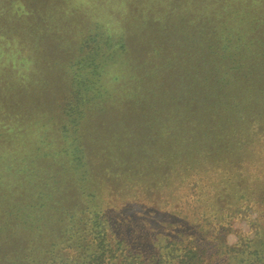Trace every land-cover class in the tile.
<instances>
[{
  "label": "trees",
  "instance_id": "1",
  "mask_svg": "<svg viewBox=\"0 0 264 264\" xmlns=\"http://www.w3.org/2000/svg\"><path fill=\"white\" fill-rule=\"evenodd\" d=\"M1 1L0 22H15V32L25 20L63 11L54 8L57 0ZM159 1L172 28L166 25L162 44L147 48L146 74L128 70L135 30L117 34L96 21L64 59L60 119L45 102L27 106L51 113L38 126L46 135L52 130L60 148H34L28 161L0 134V264H264V0ZM91 6L81 3L89 18L98 16ZM22 76L3 78L9 86L0 87V109L18 112L7 99ZM115 112L129 122L128 147L174 151L155 174L145 165L111 177L110 190V171L87 150L96 140L87 123ZM182 148L187 158L179 156ZM46 158L45 171L37 172ZM120 189L146 197L143 210L127 214L128 201L116 207L106 192L117 196ZM150 197L186 213L169 234L145 225ZM239 216L249 218V229L227 240Z\"/></svg>",
  "mask_w": 264,
  "mask_h": 264
},
{
  "label": "rangeland",
  "instance_id": "2",
  "mask_svg": "<svg viewBox=\"0 0 264 264\" xmlns=\"http://www.w3.org/2000/svg\"><path fill=\"white\" fill-rule=\"evenodd\" d=\"M169 1L171 2V0ZM82 2H86V0H66L65 3H62L61 0L54 1V8L58 9L61 4L62 12H59L58 15L54 14L52 17H43L37 21L28 22L25 20L24 27H21L18 32H15L10 26L11 23L15 24V22L9 20L7 24L0 22V36L3 37L0 40V87L6 89L9 86V81L6 82L3 79L4 77L10 78V80L15 74L26 77L15 90L10 89L8 93L10 98L7 99V103L10 107H17L18 112L16 110L10 111L5 106L0 109V134L8 135L10 139H13L11 147L8 148H19L21 150L20 156L25 157L28 161H32L34 148H47L53 152V150L56 151L60 147L53 141L54 139L49 137L50 134H53L52 130H49V135H46L45 127L38 126L43 120L51 116V113L45 110V107L40 108L37 112V106L32 105L29 108L27 106L36 102H45L56 115V120L60 119L59 110L63 102L62 98L66 93V81L63 74L65 69L64 59L68 60L69 57L72 59L81 35L86 33L90 26L94 25L93 22L104 21V24L108 25L110 29L112 27L117 34L123 30L122 28L125 29L126 27L131 32L135 30L129 46L130 52L128 51L129 57L127 60L129 61L128 70L136 77L143 73L146 74L147 69L152 68V65H147V48L151 49V47L154 48L162 44L164 37L166 39V25L169 27L168 30L172 28L166 22L168 17L166 6L160 1L155 4V0H92L91 8H95L93 11L100 12V14L96 16L97 13H93L90 18L88 17L90 13L86 15L83 12ZM160 5L164 7L161 8ZM154 6L155 9L153 10ZM90 11L92 12V10ZM6 17L5 15L3 18ZM142 43L145 44L141 48ZM8 64L13 66V72L11 73H8L9 70L6 68ZM115 67L117 70L119 69V65ZM170 70H172V67H170ZM157 84L161 85V82ZM167 86L171 91L170 84ZM0 92L2 94V91ZM15 92H17V96L12 97ZM29 95H32V97H29ZM29 99L32 101L26 104L25 102ZM133 101L134 99L128 103V110L134 108ZM117 112L114 116L102 114L103 116L100 119L94 117L87 123V127H92V131L96 134V140L90 138L91 141L87 146V150L91 157L95 156L94 159L110 171L106 176V181H110L108 186L110 190L115 187V182L111 180V177L119 179L122 176L120 174L128 172V169L137 170L138 167L145 165L149 168L148 171H154L153 174H155L158 172L157 169L163 166L164 160L169 159L166 156H170L174 151L171 148L128 147L127 144H124L123 135L128 129L129 122H126L122 114H117ZM125 114L127 115V113ZM57 138L60 141V136ZM179 151V156L187 158L188 148H182ZM12 152L7 151L3 156L10 155ZM47 160L49 158L40 161L42 166L40 169H36L37 172L45 171ZM51 164L54 163H48L47 165ZM28 165H31V162ZM30 171L32 172V170L25 172L30 174ZM45 179L44 176L43 180ZM120 190L123 194L119 193L117 196L106 192L114 202L116 201V207L125 206L128 201V205H126L128 207L125 209L127 214H129L128 208L130 210H143L141 208L144 203L148 202L146 197H134L135 194L124 193V189ZM15 196L19 195L16 194ZM165 199L166 202L170 200V195L168 194ZM150 200L153 209L147 215H149L151 222H145V225L147 228L153 229L154 234H169L174 230L175 222L179 220L175 217L186 213L183 209L181 212L175 210H180L178 207L172 209L171 205H165L164 199L157 200L150 197ZM246 207L244 206V208ZM249 209L247 207L246 211ZM249 213L251 214V211ZM235 219L237 220L231 224L233 225L232 233L230 230V233L227 234V240H233L239 228L249 229V218L239 216Z\"/></svg>",
  "mask_w": 264,
  "mask_h": 264
},
{
  "label": "flooded vegetation",
  "instance_id": "3",
  "mask_svg": "<svg viewBox=\"0 0 264 264\" xmlns=\"http://www.w3.org/2000/svg\"><path fill=\"white\" fill-rule=\"evenodd\" d=\"M244 231H248V230H246L245 228H243V229L239 228V229H238L237 236H239V235H240L242 232H244Z\"/></svg>",
  "mask_w": 264,
  "mask_h": 264
}]
</instances>
